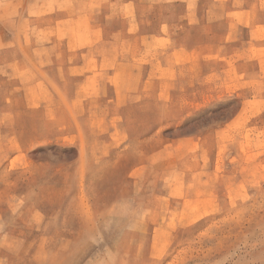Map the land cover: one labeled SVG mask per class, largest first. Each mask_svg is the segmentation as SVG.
Returning <instances> with one entry per match:
<instances>
[{"label":"rangeland","instance_id":"1","mask_svg":"<svg viewBox=\"0 0 264 264\" xmlns=\"http://www.w3.org/2000/svg\"><path fill=\"white\" fill-rule=\"evenodd\" d=\"M145 3L0 15V264H264V8Z\"/></svg>","mask_w":264,"mask_h":264},{"label":"crops","instance_id":"2","mask_svg":"<svg viewBox=\"0 0 264 264\" xmlns=\"http://www.w3.org/2000/svg\"><path fill=\"white\" fill-rule=\"evenodd\" d=\"M54 1V4L57 6V12H61L62 15L60 17L61 21H76L77 17H81V19L84 21L85 16L89 17L90 15H94V13L89 10L84 11L83 9H80L79 12L75 13V16H69L65 13V9H60V6H65L68 3V0H30L28 1V4L25 0H0V15L1 16H8L10 11H15L19 16H23L21 18L22 24L26 22H32L34 21V16H36L37 11L40 10L41 5L45 6H52V2ZM90 1V0H89ZM104 2V4L109 5L113 10L112 13L117 16L116 20H122L131 22L133 19V16H136V8L137 3L138 4H144L145 2H148L149 0L143 1L142 0H97V2ZM193 0H176V4L183 5V7L186 10V13L184 14L183 20L187 22V24L194 23V29L193 33L198 32L196 30L197 25L196 22L201 23H211V22H218L223 23L224 25V34L222 36L227 37L231 30V24L237 20V13L240 12L241 9H244V12L246 11H255L257 13L262 14V10L264 8V0H208V9H205V13H202V3L204 0H200V2L196 3ZM106 2V3H105ZM184 2V3H183ZM192 2V4H191ZM192 7V9H190ZM204 10V9H203ZM32 16V17H31ZM260 15L257 14V16H252L250 19H252V22H255L256 25H260L257 23H264L262 19L259 18ZM147 19V18H146ZM8 18L0 17V54L1 57L4 55V51L6 47H9V39L10 36L6 32L8 29L4 22H6ZM94 21H100L99 17H94ZM52 22V21H51ZM216 31V29H215ZM212 36H214L213 30H211ZM255 34H258L255 32ZM164 34L161 33L160 37H163ZM202 36L204 37H212L211 34L209 36L204 33ZM220 36V35H219ZM14 40H17L16 37H14ZM256 42H254V45H260L259 40L255 39ZM191 46L189 48L192 53H195L196 49L200 46ZM201 47V46H200ZM199 47V48H200ZM52 53V48L50 49ZM64 52H67V48L63 49ZM30 52L32 53L33 57L36 58L38 52L36 48H31ZM24 52H22L23 54ZM89 51H87V54ZM80 65H85V62H80Z\"/></svg>","mask_w":264,"mask_h":264}]
</instances>
